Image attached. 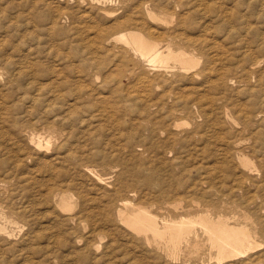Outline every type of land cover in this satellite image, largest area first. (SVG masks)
<instances>
[{
    "label": "rangeland",
    "instance_id": "1",
    "mask_svg": "<svg viewBox=\"0 0 264 264\" xmlns=\"http://www.w3.org/2000/svg\"><path fill=\"white\" fill-rule=\"evenodd\" d=\"M124 1L120 6L126 7L124 12L133 15L136 11L133 8L143 0ZM161 1L165 4L166 14L175 15V21L152 22L151 26L166 37L176 28L177 16L173 5L180 0ZM183 1L188 9L184 6L177 9V13L193 10L191 4L197 0ZM32 2L0 0V66L6 59L13 63L8 68L5 66V74L0 77V264H253L252 259L257 257L254 264H264V242L250 256L233 262L221 263L211 259L208 247L202 248L203 261L191 258L187 252H181L179 259L173 260L166 257L156 243L144 241L121 224L116 215L110 220L105 216L106 213L109 216L115 213L110 200L115 198L116 188L126 177L128 185L123 193L129 196L127 199L130 201L144 205L160 216L169 217L177 212L185 214L182 209L175 212L166 206L178 203L180 197L175 196L164 203L166 199L159 198L160 186L166 183L163 185L166 189L173 182L186 185L203 183L211 171L218 172V163L222 166L224 159L216 152L217 145L209 137L214 129L213 121L225 118L227 111L236 118L241 117V111L255 114L252 124L256 129L261 126L257 131L264 135V80L260 86V80L264 78V0L203 1L205 5L202 7L210 5L207 9L200 8L194 15L195 24L201 26L199 33L191 29L189 33L192 31L201 37L203 53L212 56L217 52L220 60L216 64L213 61L212 68L216 69L210 76L201 74L194 77L193 73L177 69L170 76L169 84H161L163 91L173 92V96L164 97L167 107L177 110L175 114H182L177 117L178 122L187 123L180 127L169 125L171 121L157 125L161 122V114L155 106L149 107L148 115L142 114L143 90L136 85H140L139 77L149 74L144 62L139 65L137 76L124 78V73H119L123 69L113 70L114 66L108 69L111 62L117 60L112 54L109 57L105 52L103 55V51L99 52L101 56L82 51L75 54L73 49L69 53L70 46L62 44L65 40L76 42L82 36H91L95 26L112 27L117 17H109L99 7H92L90 0ZM117 2L107 0L109 7L115 9ZM129 5H134L131 10ZM62 10H66V15L60 20ZM50 15L58 19V24L51 29L49 26L53 19ZM78 15L79 18L73 17ZM76 24L83 28L80 33ZM32 46L36 47L37 53L30 54L28 58L36 62L35 77L18 71L20 67L32 64H26L25 56L28 47ZM105 55L106 60L103 61L110 62L109 65H101L100 62L90 69V63H84L86 58L93 61L95 56L102 58ZM256 59L260 62L252 65ZM237 64H245L248 72L236 70ZM222 65L232 66V71L225 73L226 80L230 82L225 86L220 81L224 72ZM203 66L202 62L197 71ZM107 74L111 75L110 82L103 84ZM118 75L123 77L120 78L123 82L115 80ZM150 76L155 79V73ZM236 77L242 82L236 81L239 80ZM152 88L151 100L156 102L160 91L156 85ZM185 95L189 100L187 107H183L180 99L178 103L176 100ZM211 98L214 99L210 104ZM179 107L183 112L178 111ZM33 132L45 135L43 137L50 134L53 140L51 147L37 149L32 146L30 138ZM256 164L258 158L252 165L253 169ZM87 165L99 173L115 172L107 175L108 181L99 182L83 171ZM143 168L158 171L162 183L156 181L148 186L143 181L144 174H138ZM246 173L255 176L248 170ZM251 187L249 190L254 191L255 186ZM62 194L72 195L70 206L64 204ZM260 194L264 199V189ZM187 201L182 205L187 206ZM261 206L262 209L254 212L253 219L264 222V202ZM251 210L255 211L253 207Z\"/></svg>",
    "mask_w": 264,
    "mask_h": 264
},
{
    "label": "bare ground",
    "instance_id": "2",
    "mask_svg": "<svg viewBox=\"0 0 264 264\" xmlns=\"http://www.w3.org/2000/svg\"><path fill=\"white\" fill-rule=\"evenodd\" d=\"M121 1L123 2V0H115V3L116 2L118 3L116 5L117 9H115V8L109 7L107 0H90V4L92 7L94 8L99 7L104 12V14H106L109 17H117L116 22L114 23L112 27L95 26L92 28L95 30L93 31V33L91 32L92 33L91 36L90 35L86 37L82 36V38H80L76 42H72L73 40L70 42L65 40L62 44H67L70 46L69 51H68L69 53L73 49V51H75V54L79 53L80 51H82V53H87L91 55H94V54L99 55V52L103 51L102 52L103 55L105 52L107 57H109L110 54H112V56L117 58L118 62L117 60H115L114 63L112 61L111 67L110 68L107 67V68L111 69L114 66L113 70L121 71L123 69L122 70L123 72H119V73H124L123 74L124 78L125 77L131 78V77L137 76L139 65L142 62H144L148 66L149 74L146 73L143 76L141 75L142 77H139L140 85H136V87L140 86L143 90L142 91L143 94H141L142 95L141 101L143 103L141 107L142 114L148 115L149 107L155 106L156 108H159L158 114H161V117L159 118L161 122L160 123L158 122L159 124L157 125H160L162 123L167 124L168 121H171V123H168V124L174 125L173 127H180L181 124H187V123H181L177 121V117L182 114H175L177 110L175 111V109L170 108L169 106L167 107L166 105L167 102L164 97H167L168 95L173 96L172 95L173 92L169 90L163 91L162 87L164 84H169V81H171L170 76H172L173 75L172 73L177 71V69L181 70L182 72L193 73L192 76L194 77L199 76L201 74H205L206 76H210L214 74L216 68L215 69L212 68V64H213V61L214 62L216 61L215 62L216 64L218 62L217 60H220V54L216 52L212 54V56H209L207 55V53L205 52L203 53L202 49H203L204 44L202 45V42L199 40L201 37H198L192 34L193 33L192 31H195V30L197 33H199L198 29L201 27L200 24H197V25L195 24L194 15L199 11L200 8H203V9L209 8L210 4L209 5L206 4V7H202L205 5V2H203L204 0L193 1L192 4L189 3L193 6L192 7L194 8L193 10H190V11L186 10V11H181L177 13V9L180 10L184 6L185 7L187 6V9H188L189 6L186 5L183 0L176 1L175 4L173 5L176 11V13L174 14H176L177 16L176 28H174L172 32L168 31L170 34H168V36L166 37H163L162 32L160 33V31H158L156 27L151 26L152 22H164V23L173 22L175 21V15L168 16L166 14L165 4H163L161 0L141 1L138 5H135V7L133 8L136 10L133 12V15L130 12L128 13L124 12L126 7L122 8L123 6H120ZM125 1H132V0H125ZM19 5L21 6V4ZM129 6L131 10L132 8L131 6H134V5H129ZM69 7L71 6L69 5ZM76 7H78V5ZM62 11L60 12V15H59L60 20L63 19L66 15V10H64L63 12ZM168 13L170 12L168 11ZM79 15L73 16V17L79 18ZM100 15L102 18L103 17L102 14ZM230 16L231 15H229L228 17ZM109 17H106V18L108 19ZM50 18L53 19L51 22L52 23L51 26H49V23H48V26L51 29L54 27V25L58 24L57 23L58 19L54 18L53 15ZM85 18H88V17H85ZM101 18H100V21H101ZM80 19L84 21L83 18H80ZM92 22H94L93 19H92ZM74 23L76 22H74L73 20V24ZM79 25L77 26L80 29ZM74 27H75V24H74ZM160 28H161V25H160ZM218 28L219 27H217V30ZM82 29H80V31L78 30V33H80ZM189 29L192 30L191 33H189L190 31ZM86 30L88 31L89 29H86ZM210 32H213V31H210ZM75 34L77 35V32ZM160 37H162L163 39H161ZM203 38L204 40L206 39L205 37ZM77 48H79V50ZM63 49L65 50V48ZM205 49L206 48H204V50ZM36 53H37L36 47H33V46L28 47L27 53L25 54L26 59L28 60V63L26 64H29V63H32V64L28 66L26 65L24 67H20L19 70L17 69L19 73L27 75L29 77H35L37 75V71H35L34 69L36 62H34L33 58H28L30 54H36ZM106 55L105 57H102V58L99 57L101 55L95 56L93 61L92 59L91 61H89L86 58L84 60V63L89 62L90 69H93L94 67H96L98 64H100V62H101V65L102 64L107 65L108 63L103 61V59L106 60L105 59ZM100 58L102 60H100ZM254 61L251 64L255 66L260 62V60H257V59ZM202 62L204 63L203 69H201L200 71H197V69L200 67ZM9 64H13V63L10 61V59H6L5 62L0 66V77L4 76L5 70L8 68ZM228 64H231V63H228ZM232 66L231 65L225 66V67L223 66L224 72H222V74L224 75L222 76L221 74L220 81H222L224 86L228 84L229 82L226 80L227 77H225V73L227 72L230 73L232 71ZM235 66H236L235 68L236 70L241 69L243 73L248 72L247 68H245L246 67L245 64L243 65L237 64ZM125 67H127L126 70H124ZM220 67L218 68L220 69ZM151 73H155V79L151 78L150 76ZM259 76L260 75H258V77ZM233 77H235V75H233ZM116 78L117 79L115 80H117L118 82L120 83L123 82V81H120V78H123V77L119 78V75H118ZM97 79H99V76H97ZM110 79H111V75L107 74L104 77V81L102 83L108 84L110 82ZM236 79H239V78L236 77ZM263 80L264 78L262 77V79L260 80L261 87L263 86L262 85ZM181 81H185V80H181ZM236 81H241V80L239 79ZM154 85H156L157 90L160 91L157 93L158 98L156 102H152L151 100L152 90H153L152 87ZM166 86H169V85H166ZM175 88L176 87H174V89ZM249 90L250 89H248V92ZM138 94H140L139 91H138ZM35 95L37 96V94ZM179 99L181 100L180 102H183V107L188 106L189 100H187L188 98H186V95L184 97L183 96L177 97L176 98L177 103L179 102ZM213 99L212 98L210 99L211 100L209 101L210 104L213 102ZM174 102H175L174 105L177 106L176 101ZM209 108L210 107H207L206 109H209ZM134 109L136 108L134 107ZM181 109L179 107L178 111L183 112V110ZM130 111L132 112V110ZM136 112H137V109H136ZM150 115L152 116V114ZM239 116L241 117L236 118L227 111L225 118L223 119L221 118L216 122L213 121L214 129H212L213 131H212L211 136L209 137V140L211 141L210 138H212V142H214V144L217 145L216 152H219L218 154L221 155L222 158L224 159L223 161L224 164L222 163V166H220V164L218 163V167H217L218 172L211 171V173L204 179L205 181L203 183L202 182L196 183L194 181L195 183L192 182L189 185L188 184L186 185L181 182H177V184H174L173 182L174 185L170 183L171 187L166 188V189L163 186V185H166V183L163 185L161 184L160 189H159V194H160L159 198H161L162 200L166 199V202L164 203H168L170 202V199L174 198L175 196L180 197L179 200H182V201L178 200L177 201L178 203L173 205V202H172L166 206L170 209L173 208V211L177 209L179 210L182 209V212H186L185 214H181V213L177 214L178 213L177 212L175 213L176 215H172L169 217L160 216L159 214L152 212L148 207L141 205V204H136L130 201L129 199H127L129 196L125 192L123 193V190L128 185V179L126 177L121 182L120 186L116 188L115 194H114L115 198L112 197V199L110 200V203H111L110 205L112 206L113 209L115 208V213H113L111 216L107 215L106 213L105 215L106 220H110L113 218V216L115 217L116 215L118 218V221L121 224L126 226L128 229L136 232L139 236L143 238L144 241L149 242V243L151 242L156 243L158 245V248H160V250L165 254V256L173 260L179 259L181 252H187L190 254L191 258H195L197 260L203 261L204 257H203V253L201 252L202 248L208 247V249L210 250V258L223 263L226 261H232L235 259L248 257L251 255V253L255 252L256 249L262 247L263 245L262 242H264V222L261 219H259L258 221H255L253 219V216H254V212H257L259 208L260 209L263 208L261 205L264 202L263 201L264 199L262 198L263 196L260 194L262 189H264V135L263 133H260L259 131H257V129H259L261 126L256 129L254 127V124H252L253 117L255 116V114H250V112L247 110L244 112L241 111L239 113ZM258 116L260 115H257V117ZM214 120H215V117H214ZM160 128L161 127H159V129ZM43 136L42 134L37 133V132L31 133L30 142L32 146H35L37 149L43 148V147L50 148L53 143L52 136L50 134L48 135V137H43ZM202 136H205V135L202 134ZM132 138L133 137H131V139ZM254 158L255 159L258 158V164H256L255 169H253L252 167V165H255ZM247 170L250 171V173L255 174V176L246 173ZM83 171H85L87 174L92 175L99 182H105L107 180V175H111L113 172H115V170H109L107 173H99L95 169L89 167L88 165L83 169ZM132 173L134 175V172ZM140 173L144 174L143 181L148 186L155 184L156 181L162 183L161 180L163 179L159 178L160 176L159 172L156 170L151 169V171H149L143 168V169H140L138 174ZM256 179H260L261 181L258 182V180L256 181ZM170 182L172 181L170 180ZM251 186H255L254 191H252V189L249 190ZM71 196L70 195L68 196L67 194L66 195L62 194V197H63L62 201L64 202L66 206L71 205V202H70ZM184 199L186 200L188 199L187 206L182 205V203L186 201ZM115 200L117 201V203H115L114 205ZM229 204H232V206H227ZM252 207L254 208L255 211L251 210ZM160 208L165 209L162 206ZM107 211H108V208L106 209V212ZM0 214H2L1 210H0ZM116 223L115 225H117ZM1 229L2 227L0 226V230ZM113 232L115 231L113 230ZM258 258L259 257H257V259ZM257 259H252V263L253 264L257 263L255 262Z\"/></svg>",
    "mask_w": 264,
    "mask_h": 264
}]
</instances>
